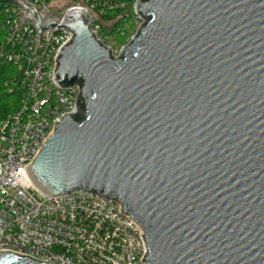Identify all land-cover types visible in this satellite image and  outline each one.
<instances>
[{
  "label": "water",
  "instance_id": "obj_1",
  "mask_svg": "<svg viewBox=\"0 0 264 264\" xmlns=\"http://www.w3.org/2000/svg\"><path fill=\"white\" fill-rule=\"evenodd\" d=\"M71 31L57 82L80 85L28 168L45 195L119 200L144 228L148 264H264V0H139L118 55L91 19L6 0ZM0 264H55L10 250Z\"/></svg>",
  "mask_w": 264,
  "mask_h": 264
},
{
  "label": "built area",
  "instance_id": "obj_2",
  "mask_svg": "<svg viewBox=\"0 0 264 264\" xmlns=\"http://www.w3.org/2000/svg\"><path fill=\"white\" fill-rule=\"evenodd\" d=\"M27 1L38 11L46 6L60 20L72 10L86 12L95 38L113 53L121 33L114 25L129 19V7L137 25L132 37L143 23L139 0ZM115 9L123 11L121 17L103 18ZM73 36L57 26L38 40L33 23L0 0V65L18 66L24 89L19 109L0 125V251L55 264H148L146 232L119 200L86 190L48 196L29 175L60 119L78 111L80 85L63 87L56 76L57 59Z\"/></svg>",
  "mask_w": 264,
  "mask_h": 264
},
{
  "label": "trees",
  "instance_id": "obj_3",
  "mask_svg": "<svg viewBox=\"0 0 264 264\" xmlns=\"http://www.w3.org/2000/svg\"><path fill=\"white\" fill-rule=\"evenodd\" d=\"M128 11L131 13L129 19L120 18L114 25V28L118 27L121 29V33L118 36V42L121 44L128 41L135 27L131 7H129ZM122 12L120 9L108 11L103 18L110 21L121 17ZM106 29L110 30L109 27H105ZM23 90L21 69L13 63L3 62L0 65V125L5 118L19 109L23 98Z\"/></svg>",
  "mask_w": 264,
  "mask_h": 264
},
{
  "label": "rangeland",
  "instance_id": "obj_4",
  "mask_svg": "<svg viewBox=\"0 0 264 264\" xmlns=\"http://www.w3.org/2000/svg\"><path fill=\"white\" fill-rule=\"evenodd\" d=\"M109 24L110 23H107V24H105V27H109ZM136 29H137V25L135 24V27H134V29H133V31H132V33H131V36L129 37V39H128V41H126V43H124V44H117V43H115L114 44V54L115 55H118L119 54V52H120V50L122 49V47L124 46V45H126L128 42H129V40L131 39V37H132V35H133V33L136 31ZM34 193H35V195L37 196V197H39V193L37 192V191H34Z\"/></svg>",
  "mask_w": 264,
  "mask_h": 264
}]
</instances>
